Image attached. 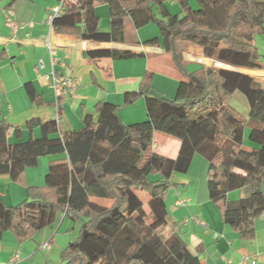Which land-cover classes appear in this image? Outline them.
<instances>
[{"label": "trees", "instance_id": "obj_1", "mask_svg": "<svg viewBox=\"0 0 264 264\" xmlns=\"http://www.w3.org/2000/svg\"><path fill=\"white\" fill-rule=\"evenodd\" d=\"M15 1L10 0L7 8ZM170 1H64L63 13L52 21L53 30L78 33L87 41L125 44L126 19L136 12L144 14L136 27L155 23L160 37L143 44H162L172 56L174 68L196 88L170 99L153 88V74L146 73L126 105L144 97L148 119L130 125L121 120L120 106L99 102L95 106L97 119L86 115L80 130L62 132L56 119L45 123L31 120L26 126L28 140L11 143V127L0 120V175H9L15 183L26 185V162L39 157L43 149L63 146L67 154L50 162L44 187H27L24 202L11 207L0 197V239L11 232L23 242L25 228L37 233L54 225L60 213L71 212L82 225L77 240L62 252L60 264H201L167 205L173 174L187 173L195 154L209 163V196L222 221L242 239L255 237V224L264 214V85L244 71L206 66L189 70L181 62L180 52L193 44L202 47L206 57L224 64L241 70L259 69L262 54L257 39L264 35V0H196V9L189 0H175L182 16L170 12ZM97 3L109 7L108 31L100 26ZM143 55L115 49L85 53L93 60ZM5 58L6 51L0 49V63ZM25 87L36 102L33 84ZM237 93L246 99L248 117L232 106ZM36 127L41 129V139L33 135ZM247 129L248 140L254 145L251 149L244 148ZM14 131L20 138L21 129ZM156 132L182 142L176 158L153 151ZM127 141L143 149L139 160L122 171L106 172L107 162ZM78 186L90 197L111 200L112 205L89 202L70 211L64 198L71 187ZM235 190H245L246 196L229 200L228 194ZM138 193L149 196L147 208Z\"/></svg>", "mask_w": 264, "mask_h": 264}, {"label": "crops", "instance_id": "obj_2", "mask_svg": "<svg viewBox=\"0 0 264 264\" xmlns=\"http://www.w3.org/2000/svg\"><path fill=\"white\" fill-rule=\"evenodd\" d=\"M59 3L60 0H16L9 9L7 7L10 0H0V49L6 51V58L0 63V120L4 119L11 127V143L28 140L30 134L26 126L31 120L45 123L58 116L62 132L80 130L86 115L92 114L97 119L95 106L99 102L120 106L119 116L127 125L146 121L148 114L144 97L132 105H126L130 93L139 90L146 73L153 74V88L170 99L196 88L193 82L185 79L174 68L172 56L165 52L162 44H143L160 37L151 23L136 27V21L144 14L133 13L126 19L125 44L94 42L83 40L78 33H56L53 30L51 18ZM189 3L192 8H198L196 0H189ZM167 6L172 14L183 15L175 0L168 2ZM95 10L99 19L101 12L108 16L107 23L102 25L100 22L102 30L108 31L111 23L108 5L97 3ZM62 13L63 10L60 14ZM7 16L20 25L17 33H13L6 25ZM48 42L52 43L57 52L58 63L54 67ZM257 44L262 54L260 68L236 69L246 72L240 73L249 75L264 85V35L258 37ZM100 49L130 50L144 55L131 59L101 60L85 56L87 51ZM181 52L183 54L180 60L189 70L205 65L219 67L215 65V61L204 58V51L200 46L189 44ZM41 62L44 68L39 70ZM53 68L59 79L72 76L81 80L76 92L62 98L58 110L51 86ZM26 83L33 84L38 95L36 102L30 99ZM232 106L237 109L234 102ZM237 110L244 117L249 116L246 106L243 111ZM16 128L21 129L20 138L15 134ZM248 134L249 129L245 131L244 148L251 149L254 145L248 140ZM33 135L36 139H41L40 127L33 130ZM181 144L177 138L156 132L153 151L174 159L179 154ZM142 152L143 149L132 146L130 141L125 142L107 162L105 171L119 172L128 168L139 160ZM66 156L64 147L58 146L43 149L39 157L28 159L25 186L15 183L9 175H0V197L11 207L24 202L28 198L27 187H44L50 162ZM208 166L206 158L195 154L187 173H174L172 176L174 186L168 194V210L179 223L189 250L200 259L201 264H238L243 257H256L258 264H264V214L255 224V237L242 239L231 226L222 221L219 209L210 199ZM138 194L147 208L149 196ZM244 196L245 190H235L228 194V199L234 201ZM179 199H189L190 204L179 206ZM89 202L107 207L112 205L111 200L88 196L80 186L71 187L64 198V203L70 204V211L80 209ZM81 225V221L73 219L71 212H62L54 225L37 233L25 228L23 235L27 238L23 242H19L13 233L5 232L0 239V264H10L17 253L20 255V262L17 264H60L62 252L77 240ZM46 243H51L49 249L42 248Z\"/></svg>", "mask_w": 264, "mask_h": 264}, {"label": "built area", "instance_id": "obj_3", "mask_svg": "<svg viewBox=\"0 0 264 264\" xmlns=\"http://www.w3.org/2000/svg\"><path fill=\"white\" fill-rule=\"evenodd\" d=\"M64 1L65 0H60L58 7L54 9V15L51 18V22L56 16L60 15L61 11L64 8ZM5 23L9 27V29H11L13 33H17V31L20 29V25L16 21H14L10 16H7ZM47 47L50 53L52 65L54 67L55 64L58 63V60L56 58L57 57L56 49L50 42H48ZM42 68H44V65L41 62L39 64L38 69L40 70ZM80 85H81V80L79 78L69 76V77H64V78L59 79L56 76L55 68L52 69L51 86L55 92V106L57 110L60 108L62 98L67 97L69 93L76 92L78 88L80 87ZM56 121L59 123L58 116L56 118ZM177 204L179 206H187L190 204V200L189 199H179L177 201ZM197 222H200V221L197 220ZM50 246H51V243H46L42 246V248L49 249ZM19 262H20V255L19 253H17L11 259L10 264H17ZM238 264H258V259L256 257H243Z\"/></svg>", "mask_w": 264, "mask_h": 264}, {"label": "rangeland", "instance_id": "obj_4", "mask_svg": "<svg viewBox=\"0 0 264 264\" xmlns=\"http://www.w3.org/2000/svg\"><path fill=\"white\" fill-rule=\"evenodd\" d=\"M180 8V7H179ZM180 10H181V8H180ZM180 10H179V12H180ZM182 12V11H181ZM138 12H136V14H137ZM140 13V12H139ZM135 14V15H136ZM182 16V15H181ZM108 16L106 15V13L105 12H101V18H100V22H101V24L103 25L104 23H107L108 22ZM151 25H153L154 27H156V29L158 30V32H159V35H160V30H159V28H158V26L155 24V23H151ZM127 33H129V31L127 30ZM200 64H202V65H205V64H203V63H200ZM205 66H207V65H205ZM218 68V67H217ZM240 97V99L238 98V97ZM237 96H235V98H234V100H233V102H234V104H235V106L237 107V109H239V110H244V108H245V106L248 108V105H247V102H246V99L244 98V96L242 95V94H240V93H237ZM249 109V108H248Z\"/></svg>", "mask_w": 264, "mask_h": 264}, {"label": "water", "instance_id": "obj_5", "mask_svg": "<svg viewBox=\"0 0 264 264\" xmlns=\"http://www.w3.org/2000/svg\"><path fill=\"white\" fill-rule=\"evenodd\" d=\"M182 52H180V57L182 56ZM205 59H210V60H213V61H215V65H217V66H219V67H222V68H226V69H230V70H233V71H237V72H239V70L238 69H236V67H233V66H230V65H227V64H224V63H222V62H220V61H218V60H215V59H212V58H209V57H204ZM241 72V71H240Z\"/></svg>", "mask_w": 264, "mask_h": 264}]
</instances>
